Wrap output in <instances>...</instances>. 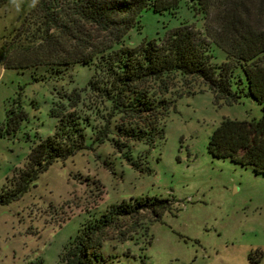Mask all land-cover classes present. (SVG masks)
<instances>
[{"label":"rangeland","instance_id":"1","mask_svg":"<svg viewBox=\"0 0 264 264\" xmlns=\"http://www.w3.org/2000/svg\"><path fill=\"white\" fill-rule=\"evenodd\" d=\"M34 4L0 0V42ZM183 20L205 24L184 2L175 16L144 11L140 33L132 28L127 43L162 36ZM212 51L223 60L218 46ZM91 73L80 63L62 78L43 66L0 65V125L18 96L28 114L15 133L0 135V189L23 167L37 136L53 132L49 109L59 93L82 87ZM162 79L149 85L166 100L164 107L155 106L140 140L117 151L109 139L93 142L88 129L82 150L57 158L18 198L0 202V264H58L63 245L82 224L97 222L112 204L153 198L165 200L157 216L150 209L115 216L101 230L99 250L112 255L113 264H264V175L207 150L220 120L257 119L260 102L242 95L226 103L190 76Z\"/></svg>","mask_w":264,"mask_h":264},{"label":"trees","instance_id":"2","mask_svg":"<svg viewBox=\"0 0 264 264\" xmlns=\"http://www.w3.org/2000/svg\"><path fill=\"white\" fill-rule=\"evenodd\" d=\"M182 2L205 19L201 28L183 20L162 36L127 43L132 28L140 33L144 11L175 16ZM19 26L0 42L2 67L43 66L46 73L62 78L80 63L92 73L82 87L62 90L53 101V132L33 141L23 167L0 189V202L18 198L57 158L82 150L88 129L93 142L109 139L117 151L140 140L155 117V106L164 107L166 101L149 84L163 82L171 73L200 80L226 103L242 95L260 102L257 119L220 120L207 150L264 175V0H35ZM213 45L224 52L223 60L214 59ZM27 116L16 97L6 108L0 135L15 133ZM164 202L153 198L112 204L97 222L77 229L63 245L58 264H113L112 255L99 250L103 227L115 216L140 210L150 209L157 216V208H166ZM31 264L46 263L39 259Z\"/></svg>","mask_w":264,"mask_h":264}]
</instances>
